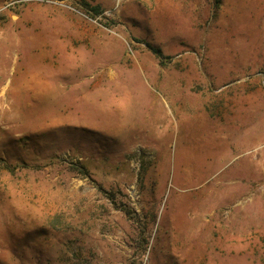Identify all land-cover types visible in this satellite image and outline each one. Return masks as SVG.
Returning <instances> with one entry per match:
<instances>
[{"label": "rangeland", "instance_id": "rangeland-1", "mask_svg": "<svg viewBox=\"0 0 264 264\" xmlns=\"http://www.w3.org/2000/svg\"><path fill=\"white\" fill-rule=\"evenodd\" d=\"M0 264H264V0H1Z\"/></svg>", "mask_w": 264, "mask_h": 264}, {"label": "trees", "instance_id": "trees-1", "mask_svg": "<svg viewBox=\"0 0 264 264\" xmlns=\"http://www.w3.org/2000/svg\"><path fill=\"white\" fill-rule=\"evenodd\" d=\"M216 2L218 1V0H215ZM95 13H98V11H99V8H98V6H94V7H92L91 8ZM146 46L149 48V50L157 57V58H160V59H162L163 58V55H162V52H161V50L159 49V48H156V47H153V46H150L149 44H146ZM123 210H124V212L128 215V214H130L129 213V210L128 209H126L125 207H123Z\"/></svg>", "mask_w": 264, "mask_h": 264}, {"label": "crops", "instance_id": "crops-1", "mask_svg": "<svg viewBox=\"0 0 264 264\" xmlns=\"http://www.w3.org/2000/svg\"><path fill=\"white\" fill-rule=\"evenodd\" d=\"M1 1V0H0Z\"/></svg>", "mask_w": 264, "mask_h": 264}]
</instances>
